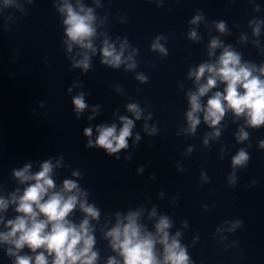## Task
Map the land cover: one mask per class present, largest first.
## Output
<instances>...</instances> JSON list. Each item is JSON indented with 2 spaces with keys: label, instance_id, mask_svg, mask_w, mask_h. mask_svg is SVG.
Instances as JSON below:
<instances>
[{
  "label": "clouds",
  "instance_id": "1",
  "mask_svg": "<svg viewBox=\"0 0 264 264\" xmlns=\"http://www.w3.org/2000/svg\"><path fill=\"white\" fill-rule=\"evenodd\" d=\"M10 2L11 0H5L6 4ZM61 11L67 13L64 23L67 25L66 34L69 39L82 47L92 48L91 43H85L95 32L92 27L94 17L91 9L85 12L81 8L80 12H76L70 5L65 4ZM196 20H199V17H196L193 23ZM217 27L221 32L224 31L223 23L218 24ZM191 35L195 37L196 34L192 32ZM210 47L215 49L218 47V42L215 39L212 40ZM153 48H158L161 52L165 51L158 43L154 44ZM69 50H71V45H69ZM103 56V62L113 67H119L122 62L121 54L116 53L107 42L103 48ZM87 61L88 57L85 56L84 60L76 66L87 69L89 66ZM134 66V64L129 65L130 68ZM206 72L210 74L207 83L200 86L198 91L189 97L191 111L187 113V116L192 130L199 123L195 114L201 110L200 97L215 87L218 79L224 82L226 87L224 93L216 92L208 100L204 116L206 122H211L213 125L218 124L224 115L226 104L238 116L247 113L250 125L259 126L264 123V80L254 76L252 70L246 65H241L237 53L225 48L216 64H202L196 72L190 75H194L199 81ZM261 73L264 74V69H261ZM238 89H243V92ZM73 104L78 113L87 106L82 95L75 97ZM128 110L134 113L136 119L140 118L137 105H128ZM121 120L123 127L118 134L115 125L98 129L96 146L105 149L109 154L128 146L127 138L131 135L133 121L126 117H122ZM91 132V128L84 130L86 136H91ZM244 138H246V133L241 135V139ZM87 146H93L91 140ZM247 159V154L240 151L233 158V165H243ZM28 170V166H25L24 169L14 173L21 182L34 180L35 183L27 187L24 194L19 197L16 211L22 215L14 221H8L11 230L7 233H0V241L13 244L17 250L25 246L33 252L38 248H43L49 255H54L52 264H78V262L79 264H94L97 254L92 251L94 237L89 234L88 220H83L77 227L66 219L76 206L77 197L75 195L66 197L63 193L71 192L77 188V185L73 181L66 180L62 192L49 194L55 186L49 175L52 170L50 162H45L41 171L35 175H26ZM13 200L15 201L16 198L13 197ZM6 207L7 202L0 199V209ZM80 207L88 216L93 218L98 216V212L92 206L85 207L82 203ZM41 215L44 219H38ZM127 221L124 225L118 222L107 233V236L112 238L113 249L119 250L124 258V264H190L187 252L179 240L176 237L169 239L166 230L171 225L167 217H161L156 224V232L160 237L158 242L164 246L162 262L157 259L154 251L157 243L156 237L151 233L142 234L141 227L136 223V214L130 213ZM176 236L178 237L179 233ZM9 254L15 255L11 249H9ZM15 264H33V258L17 256ZM34 264H48V259L43 252L35 256ZM109 264H116V261L110 259Z\"/></svg>",
  "mask_w": 264,
  "mask_h": 264
}]
</instances>
